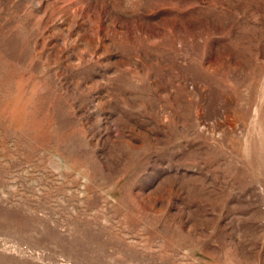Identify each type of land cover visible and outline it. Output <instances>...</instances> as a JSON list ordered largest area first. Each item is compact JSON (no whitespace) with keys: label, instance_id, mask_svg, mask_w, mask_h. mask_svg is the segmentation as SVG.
Returning a JSON list of instances; mask_svg holds the SVG:
<instances>
[{"label":"rangeland","instance_id":"rangeland-1","mask_svg":"<svg viewBox=\"0 0 264 264\" xmlns=\"http://www.w3.org/2000/svg\"><path fill=\"white\" fill-rule=\"evenodd\" d=\"M0 264H264V0H0Z\"/></svg>","mask_w":264,"mask_h":264}]
</instances>
